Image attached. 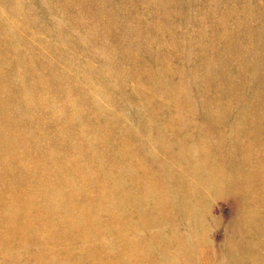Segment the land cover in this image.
Masks as SVG:
<instances>
[{
    "label": "rangeland",
    "instance_id": "rangeland-1",
    "mask_svg": "<svg viewBox=\"0 0 264 264\" xmlns=\"http://www.w3.org/2000/svg\"><path fill=\"white\" fill-rule=\"evenodd\" d=\"M144 161L186 187L0 264H264V0H0V177Z\"/></svg>",
    "mask_w": 264,
    "mask_h": 264
},
{
    "label": "bare ground",
    "instance_id": "bare-ground-1",
    "mask_svg": "<svg viewBox=\"0 0 264 264\" xmlns=\"http://www.w3.org/2000/svg\"><path fill=\"white\" fill-rule=\"evenodd\" d=\"M13 110L15 111L14 106ZM151 165H154L152 161L141 162L138 165L140 174H129L132 171L130 169L116 177L105 174L88 176L86 165H74V172L65 176L36 175L32 183H27L26 179L6 181L0 177V248L12 246L14 243H26L38 237L33 233L38 234L45 226L65 225L71 220H79L90 214L83 215V210L161 207L169 191L184 189L187 181L181 176V181L174 180L176 183L173 182L172 185L171 180L165 176L149 177L141 174L152 167ZM160 165L168 167L165 162ZM121 168L124 170L126 166L121 165ZM78 173L81 175H75ZM244 186L242 184L241 187ZM243 195H249L255 201L264 203L263 196L259 199L252 192ZM80 223L82 222L78 221L76 225L80 226ZM59 230H55L57 233L49 238L62 235L63 232Z\"/></svg>",
    "mask_w": 264,
    "mask_h": 264
}]
</instances>
